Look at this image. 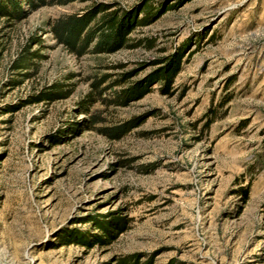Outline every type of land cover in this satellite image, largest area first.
<instances>
[{
    "label": "rangeland",
    "instance_id": "1",
    "mask_svg": "<svg viewBox=\"0 0 264 264\" xmlns=\"http://www.w3.org/2000/svg\"><path fill=\"white\" fill-rule=\"evenodd\" d=\"M7 1L0 264H264V0ZM114 12L149 14L130 39L151 46L77 55L54 34ZM178 57L168 94L115 102ZM52 84L71 92L27 101Z\"/></svg>",
    "mask_w": 264,
    "mask_h": 264
},
{
    "label": "trees",
    "instance_id": "2",
    "mask_svg": "<svg viewBox=\"0 0 264 264\" xmlns=\"http://www.w3.org/2000/svg\"><path fill=\"white\" fill-rule=\"evenodd\" d=\"M4 2L10 3L7 0H0V15L2 16L6 15L8 12V6ZM96 17L97 16H93V19H91L95 22V25L92 28H89L92 21L88 23L89 25L87 24L88 20L92 18L89 15L83 19L73 17L66 18L54 25V34L69 47L70 51L77 55H83L86 53L93 41H96V45L92 48L91 52L97 55L114 53L127 47L134 49L141 46L145 42L148 43L147 40L132 41L130 39V34L136 28L149 25V14H145L143 18H139L136 15H126L121 19L120 16L114 12L112 14L104 13L98 19H96ZM150 43L151 42L148 43L149 47L151 46ZM26 53H28V51H26ZM30 55L37 56V53L32 52ZM180 58H175L168 68L155 73L145 82L146 84H139V86L136 87L135 93L125 91L121 95H117L115 102L118 103V105L125 104L128 101V98L135 96L137 99H141L150 92L149 87L153 83L157 82L163 83L165 88L162 92L168 94L178 73L180 72ZM28 60H30V57H25V55L20 56V58L13 64V69L20 70L27 68V63L29 62ZM27 75L28 74H25L24 76ZM123 77L127 78V75ZM106 78L107 76L101 77L94 83V85L98 86L100 83L104 82ZM12 82L13 85L21 83L20 81L14 82V80H12ZM70 92L71 90L64 88L60 84H52L39 91L38 94L31 96L27 101L29 103L56 101L67 98ZM88 102L93 103L95 102V99L93 102L91 99L88 100ZM87 107L89 108V106ZM132 127L133 124L129 122L125 126L108 128L103 131L107 135L115 139H119L129 132Z\"/></svg>",
    "mask_w": 264,
    "mask_h": 264
}]
</instances>
